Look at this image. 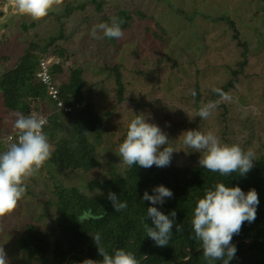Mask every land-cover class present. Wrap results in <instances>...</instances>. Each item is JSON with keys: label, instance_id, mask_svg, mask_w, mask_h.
<instances>
[{"label": "trees", "instance_id": "1", "mask_svg": "<svg viewBox=\"0 0 264 264\" xmlns=\"http://www.w3.org/2000/svg\"><path fill=\"white\" fill-rule=\"evenodd\" d=\"M5 1L0 3V21L6 24V29H1V32L6 33L11 31L12 23L17 17L25 15L18 14L9 0ZM257 2L264 6V0ZM95 3L96 0H86L73 7L72 3L65 1L62 13H48L54 32L48 36L44 44L36 41V37L26 44L21 40L28 30L25 22L20 24V35H17L19 31L16 28L14 36L4 41L0 39V68L6 69L0 75V111L7 116L18 112L25 116L30 113L39 115L48 112L44 114L48 120L44 132L53 148L49 158L55 169L53 179L58 178V175L64 176L66 172L90 176L98 168L96 146L100 142L101 118L109 116L110 113L106 111L99 115L93 109L82 90L86 82L82 68L71 62V56L64 47L65 22L69 21L80 7ZM249 4L256 13L259 12V8L251 2ZM260 11L264 13V8ZM5 14L9 17L6 21ZM114 17H119L124 22L127 20L125 26L131 18L125 11H119ZM231 26L233 27V24ZM104 39L113 41L114 38ZM9 51L11 54L14 52L17 54L16 62L12 63L11 57L7 54ZM263 53L264 51L253 68L246 67L244 62H238L235 73L233 72L230 77V83L222 85L219 79V84L217 80L214 81L210 93L207 96L200 94L201 102L197 95V101L187 112H197L207 99L218 100V95L212 89L220 88L231 96L230 101L236 110L245 116L253 115L256 112L254 107L262 102L260 100L262 87L259 81H262L264 89ZM189 57L192 58L193 54ZM244 57L248 60L249 53L246 50L237 60ZM42 59L51 61L49 65L47 60H44L47 64V74L54 83L53 87L59 92L56 100L48 96L46 88L32 81ZM69 62L72 64L71 67L66 66ZM65 68L68 76L65 75ZM186 68L188 74L191 65L187 64ZM114 72L116 87L114 94L111 92L108 94L107 100L120 104L123 101L124 87L121 83V74L114 65L103 63L95 84L104 94L110 87L111 74ZM230 84L233 88L227 90ZM87 90L92 91L90 88ZM251 94L256 95L249 97ZM56 102L72 109V113L64 115L56 106ZM62 117L75 127L83 126L82 129H77V132L84 134L79 138L80 141L78 139L74 146L65 149L63 154L58 152V139L65 132L64 124L67 125L63 124ZM207 121L214 125L209 128L211 131L219 126L216 120L208 118ZM14 131L12 127L7 136ZM219 132L223 133L222 138L229 140L226 129L219 127ZM199 159L200 153H195L186 167L169 165L145 169L133 165L131 168L125 166L119 170L113 168L109 171L111 176L103 180H92L80 188L54 185L49 200L50 208L54 211L50 213L45 210L41 216L37 215L34 222L24 223L15 245L26 254L29 264H81L85 259L97 261L102 259L92 236L98 233L109 254L117 248H122L132 252L139 264H208L203 257L201 243L195 239L192 219L198 199L203 198L205 192L213 188L217 182H222L229 187L239 186L245 193L254 188L259 199L255 221L245 222L239 235L233 237L232 241L239 239V244L233 243L237 252L229 264H264V154L255 158L254 167L245 176H240L236 172L226 176L211 172L202 168ZM159 185L169 188L173 196L166 198L163 205H151L150 201L142 200L145 191L153 195V188ZM109 192L115 193L122 202L126 201L127 207L115 211L108 199ZM149 206L157 207L166 215L173 210L176 211L175 224H180L182 230L176 231L174 225L172 238L167 246H157L150 237H147L142 220L151 226L150 218L147 220Z\"/></svg>", "mask_w": 264, "mask_h": 264}, {"label": "rangeland", "instance_id": "2", "mask_svg": "<svg viewBox=\"0 0 264 264\" xmlns=\"http://www.w3.org/2000/svg\"><path fill=\"white\" fill-rule=\"evenodd\" d=\"M65 1L75 7L86 0H60L49 13H62ZM2 2L6 1L0 0ZM249 2L260 10L264 8L257 0H96L95 4L80 7L65 22L64 47L71 62L82 68L86 78L83 93L99 115L106 111L110 113L101 118L100 142L96 146L98 168L90 176L66 172L53 179L55 169L48 159L25 178L26 192L16 208L0 217V247H4L9 264H29L26 254L16 247L15 240L22 233L24 223L34 222L45 210L54 211L49 204L54 185L85 187L92 180L111 176L109 171L113 168L124 169L119 165L118 149L135 116L144 114L150 123L157 124L167 133L168 146L177 151L172 154L170 165L189 166L191 156L199 152L184 145L181 134L188 129L207 132L214 126L198 116L189 117L196 114L187 111L194 106L197 95L201 102L202 96L210 93L214 81L217 80L218 84L221 81L222 85L230 83L238 62L255 67L264 51V13L260 10L256 13ZM119 11H125L131 17L127 26V20L121 24L124 33L121 39L106 41L101 32L97 33L99 39L91 36L94 25L100 22L110 24V18ZM216 18L219 20H214ZM7 19L9 17L5 14L4 20ZM23 21L28 26L27 34L21 39L25 44L35 37L44 44L54 32L48 15L40 20L25 15L17 17L11 31L6 33L1 32L6 29V24L0 21V39L4 41L14 36L16 28L17 35H20ZM245 50L249 53L248 60L245 57L237 60ZM7 54L12 63L16 62L15 52ZM71 62L66 66L71 67ZM105 62L114 65L121 74L124 91L120 104L107 100L108 94L115 91V72L111 74L110 87L104 94L95 84L98 71ZM187 64L191 65L188 74L185 70ZM66 68L65 75L68 76ZM5 70L0 68V75ZM259 82L262 102L253 115L245 116L236 110L228 95L229 99L220 103L209 117L219 122L213 132L221 142L239 143L244 150L250 148L255 158L264 154V90L262 81ZM232 88L230 84L227 90ZM192 90L196 92L195 97L191 95ZM207 102L208 99L204 103ZM15 119L16 113L7 116L0 111V153L9 145L7 134L14 127ZM62 122L67 123L64 117ZM64 126L65 132L58 139V152L62 154L84 136L83 132H77L83 126L75 127L70 123ZM219 127L227 130L230 141L221 137L223 133L219 132Z\"/></svg>", "mask_w": 264, "mask_h": 264}, {"label": "clouds", "instance_id": "3", "mask_svg": "<svg viewBox=\"0 0 264 264\" xmlns=\"http://www.w3.org/2000/svg\"><path fill=\"white\" fill-rule=\"evenodd\" d=\"M12 8L20 15H26L33 20L46 17L49 11L60 0H9ZM111 23L100 22L91 29V36L99 39L98 32L109 39H121L124 35L119 17H111ZM264 90V89H263ZM212 91L219 99L202 103L195 116L207 120L218 105L229 99L228 94L220 88ZM191 95L196 96L195 90ZM258 106L254 107L256 110ZM47 117L30 113H16L14 129L16 136L9 143L7 149L0 153V217L12 212L19 200L26 192L25 178L31 176L52 153V145L44 132ZM184 145L200 153L199 164L202 168L222 176L233 172L245 176L254 167L255 153L249 148L242 149L239 144L221 142L220 138L211 130L202 132L196 129L184 131ZM169 138L157 124L150 123L144 114L135 116L127 127L126 138L119 145L118 155L121 158V167L131 168L139 165L149 169L167 167L171 163L172 154L177 152L169 145ZM162 149V150H161ZM153 195L144 192L142 200L151 202V205H163L166 198H171L173 192L159 185L153 188ZM108 199L115 211L127 207L126 201H121L115 193L109 192ZM259 204L258 193L254 188L246 193L239 187H229L217 182L208 189L203 198H199L192 219L195 239L201 243L203 257L208 264H229L235 258L236 245L239 239L232 241L234 235H239L245 222L252 223L257 217ZM176 211L166 215L155 206L147 207V220L151 226L143 222L147 237H150L157 246H167L172 238L173 227L181 231V225L175 224ZM92 235V234H91ZM101 260L85 259L81 264H139L135 255L122 248H117L112 254L102 244L100 234L92 235ZM0 264H9L4 247H0Z\"/></svg>", "mask_w": 264, "mask_h": 264}, {"label": "built area", "instance_id": "4", "mask_svg": "<svg viewBox=\"0 0 264 264\" xmlns=\"http://www.w3.org/2000/svg\"><path fill=\"white\" fill-rule=\"evenodd\" d=\"M44 60H47V59L40 60V67H39L38 71L33 75L32 81L36 85L43 87V88H46V90L48 91V96L51 99L56 100V97H57L59 92L57 89H55L53 87L54 83L50 80V77L47 74L48 73L47 72V64ZM47 62L50 65L51 61L47 60ZM54 64H57V63H54ZM56 106L62 110L64 115H68V114L72 113V109L64 107L63 104H61V103L56 102ZM39 115L45 116L44 114H39ZM45 117H47V116H45ZM15 136H16V130L14 131V133H10L7 136V142L10 143Z\"/></svg>", "mask_w": 264, "mask_h": 264}, {"label": "bare ground", "instance_id": "5", "mask_svg": "<svg viewBox=\"0 0 264 264\" xmlns=\"http://www.w3.org/2000/svg\"><path fill=\"white\" fill-rule=\"evenodd\" d=\"M24 22V21H23ZM241 92V91H240Z\"/></svg>", "mask_w": 264, "mask_h": 264}]
</instances>
